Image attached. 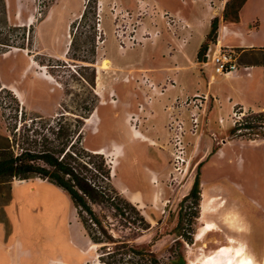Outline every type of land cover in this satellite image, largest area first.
<instances>
[{"label":"rangeland","instance_id":"1","mask_svg":"<svg viewBox=\"0 0 264 264\" xmlns=\"http://www.w3.org/2000/svg\"><path fill=\"white\" fill-rule=\"evenodd\" d=\"M212 1L214 7L220 8L221 0ZM186 2L0 0V145L10 143L17 153L21 152L22 136L38 116L34 122L39 136H50L56 147L65 138L58 140L53 129L62 125L71 140L80 134L76 150L86 147L105 154L112 162L113 187L141 210L150 226L146 229L145 224L136 222L139 217L130 209L121 214L111 204L95 205L114 239H126L131 247L145 249L144 254H134L128 248L119 247L117 241L112 243L105 238L116 255L109 259L124 258L120 264H178L182 259L184 264H190L201 256L203 249L210 252L228 244V236L241 240L239 235L244 222L241 204L249 205L252 200H258L264 207L263 145H246L242 149L237 145L229 149L228 154L242 152L245 157L242 165L237 160L229 164L219 162L210 169L211 152L220 142L216 141L213 128V102L202 128L200 118L198 131L195 134L191 131L188 109L192 106L184 103L188 96L178 85L177 77L183 82L187 80V90L198 87L197 83L188 79L189 76L194 78L191 71L186 70L176 77L175 71L168 68L185 63L184 51L202 62L203 57L194 56L201 36L185 27L189 26L187 22L201 17L203 9L194 0ZM31 26L33 30L29 31ZM218 38L220 48H235L242 64L264 65V0H247L237 19H228L221 26L216 40ZM205 42L213 41H208L206 36ZM242 47L258 49L244 51ZM30 61L34 69L24 73L23 68L30 69ZM243 69L244 65H240V71ZM213 70L217 74L214 89L231 92L232 88L240 87L225 74H218L215 66ZM38 74L45 76H35ZM243 74L247 76L246 72ZM262 78L246 77L249 80L240 87L243 90L234 89L230 93L233 100L264 104ZM172 80L176 81L174 87L170 85ZM12 83L20 87L4 86ZM60 85L56 103L52 104L54 90ZM199 88L206 89V81ZM23 89L27 90L26 104H22L26 97ZM222 102L216 117L217 121L225 122L224 135L220 137L234 138L231 130L251 111L247 110L246 116L237 119L225 95ZM252 113L264 115V111ZM88 115L90 117L86 118ZM178 118L188 120L187 133L191 136L188 141L185 139L190 158L188 173L176 182L172 179L169 141L173 132L169 125ZM255 138L264 139V136L260 134ZM40 148L41 143L37 149ZM226 175L239 184L238 200L234 197L238 203L229 200L232 196L225 190V185L230 183ZM20 181L14 180L0 191V205L7 206L5 209L11 215L16 214L0 232V251L4 248L21 254L24 248L25 254H29L35 248L41 251L51 245V256L68 264L90 259L93 253L100 252L99 245L92 246L88 242V235L66 191L39 177L25 179V183ZM214 181L223 188L222 193L214 188L215 207L221 208L222 198L228 202L222 214L210 216L217 222L218 231L197 240L196 235L203 225L202 195L211 190L209 184ZM196 182L201 194L198 214L188 216L187 196ZM31 186L35 187L34 191ZM20 211L21 217L24 215L22 220ZM262 213L264 222V211ZM244 219L252 222L250 218ZM182 233L191 235L193 242ZM259 237L261 243L256 256L262 264L264 226ZM155 256L159 259L157 263L153 260Z\"/></svg>","mask_w":264,"mask_h":264},{"label":"trees","instance_id":"2","mask_svg":"<svg viewBox=\"0 0 264 264\" xmlns=\"http://www.w3.org/2000/svg\"><path fill=\"white\" fill-rule=\"evenodd\" d=\"M246 1L229 0L227 2L222 15L216 16L212 20L210 31L207 34L208 41L216 43L218 40H216V36L221 22L228 19H237L239 10ZM30 30H33L32 26ZM208 45V42L202 44L198 53L199 58L203 57ZM9 46L11 47V45ZM90 115L86 116V118L90 117ZM37 117L33 118L32 122L34 124H30L26 128L27 133L24 132L22 136V146L19 144L21 152L17 153L10 143L0 145V188L11 184L14 180H25L31 177L47 180L61 187L70 195L88 235L95 244L100 246V262L120 264L124 259L122 257L113 260L109 259L110 257L115 258L116 255H113L112 247L110 245L107 246L105 238L112 243L117 241L119 247L128 248L134 254H144V248L131 247L126 239H114L109 234L104 219L95 210V205L102 203L111 204L121 214H125L126 210L130 209L139 217V219H135L136 222L145 224L146 229L150 227L141 210L113 187L112 162L110 159L102 152L91 151L86 147L76 150V142L80 140V134L71 140L69 133L64 131L65 129L62 125L55 126L53 129V134L58 140L62 137L65 138L59 143L57 148L53 145L54 139L50 136H39L40 133L34 122ZM262 129H264L263 113L250 112L243 122H239L231 130V136L247 138H255L256 135L260 134L264 136ZM25 143L27 147L23 146ZM40 143L42 144V149L38 150V144ZM200 195L199 182H196L194 189L187 196V200L190 201L188 216H196L198 214L197 206L200 202ZM177 228H180V224ZM190 228L192 229V227ZM186 236L188 241L192 243L193 238L191 235L186 234ZM157 259L155 256L153 259L154 263L159 261ZM178 264H184V260L182 259Z\"/></svg>","mask_w":264,"mask_h":264},{"label":"crops","instance_id":"3","mask_svg":"<svg viewBox=\"0 0 264 264\" xmlns=\"http://www.w3.org/2000/svg\"><path fill=\"white\" fill-rule=\"evenodd\" d=\"M194 1L196 2L197 5H199L203 9V12L201 14V17L198 16V18L193 19L191 21L192 23L187 22V24L189 26H187V28L185 27V29L186 30L188 28L192 29L191 32H196L197 34H199L201 36V39L199 38L200 42H199V45L197 46V51H195V54H194V56H197L202 44L204 43V41L206 39L207 34L210 31L213 18H215L216 16H219V15L220 16L222 15V13L225 10L226 4L229 0L227 2H226V0H221L220 8L214 7L213 6L214 2L212 0H194ZM197 2H199V3H197ZM186 3H187L186 0H183V4H186ZM225 21L226 20H223L221 22L220 27H219V31H220L221 26L225 23ZM218 40L220 41L219 38H218ZM217 48L219 50L220 46H218ZM256 49H258V48L242 47V50H244V51L256 50ZM184 57L187 60V61L183 60V62H185V63L174 64L173 66H169L168 68L173 69L175 71L176 77H177V74L179 75L181 72H184L186 70L191 71V74L194 76V78H191L189 76L188 79L192 80V81H196L197 86H198L194 89H188L187 90L186 83H185L187 80L185 79V81L183 82L182 80H180L179 77H177L178 85H181L183 87V89L185 90L183 92H185L186 96H191V95H194L196 93H199V94L205 95L207 97V99L204 101L203 108L199 110L200 115H201V112H202V114L204 113V115H201V117H200L201 118V128H202V121H204L205 117L207 116L206 112H207L209 106L211 105V103L213 102V104H212V116L214 119L213 124L215 125V127L213 126V128L217 132V133L215 132L216 141L220 140V142L218 143L216 150L211 152V156H210V160H209L210 161V169L216 167L217 164H219V162L229 164V163H234L237 160L242 165L243 162H245L244 154L242 152H233V151H231L232 154H228L229 149L232 150V148H234L237 145H239L240 149H242L246 145H248V146H257V145L261 146V145H263V147H264V139L263 138H247V137L229 138V136L220 137L221 135H224L222 126L225 122L222 119H220V121H217L216 117H217V114L220 113V110L222 109L223 95L226 96V99L230 103L231 111L234 110L233 107H235V106H242L243 108H245L246 110H250L251 112H262V111H264V104H252V103L248 102L247 100H235L234 101L233 96L230 94V93H232V91L234 89L235 90H237V89L243 90V89H240V87L243 84L247 83V81L249 80V79H245L246 77H250L251 80H255V79L258 80L261 77L264 78V65L258 64V63H256V64H242L240 62L241 65H244L243 70L240 71V68H239L234 73L225 74L226 78H228L230 80H235L240 85V87H237L234 89L232 88L231 92H228V91H226L227 89H214L213 85L215 84L214 82L216 81L217 74L214 73V70H213L214 64L212 62H208V63H203L200 61L197 62L196 60H194L192 58L193 56H189L185 51H184ZM239 57H240V55H239ZM28 63H29L30 69L28 70L27 68H25V69L23 68L24 73H29V72H31L32 69H34L33 63L31 61ZM201 68H203V69L201 70ZM197 70H199V71L201 70V71L199 72ZM13 71H14V67H13ZM243 72H246L247 76L245 74H243ZM35 76L44 78L45 75L38 74ZM205 81H206V89L199 88V86H201L202 83ZM6 85L8 88H10L11 86L20 87L19 84H14V83L4 84V86H6ZM60 87H61V85L56 86V88L54 90V97L51 100L52 104L56 103V99H57V97L60 93V90H61ZM23 90L26 93V97L24 98V100L23 99H21V100H23L22 104H26V101H28L27 90L26 89H23ZM182 109H184V108H182ZM185 109H187V108H185ZM191 111H192V109L189 107L188 112L191 113ZM189 118H190V116H189ZM185 122H186L187 127L190 128V126L188 124V120H185ZM190 136L191 135L189 133H187L185 139L188 141ZM168 141H169V139H168ZM198 144L200 146V143H198V139H197V145ZM236 170H238V168H236ZM227 178L230 180V183H227L225 185L226 186L225 190L227 191V193H229V195L232 196L231 198L229 197V200H231L232 202H234V201L237 202V200H238L237 194L239 193V190L241 191L240 187L237 186L239 184L236 182V180H234V178L228 177V176H227ZM215 179L216 178H213V180H215ZM209 185H210L211 190L208 189L207 191H210L211 196L214 192V188L216 190L219 189L222 193V190H223L222 186L218 185V183H215V181L213 183L210 182ZM218 186L221 188H219ZM2 188H0V191H2ZM30 189L32 191H34L35 187L31 186ZM61 190H64V189L61 188ZM244 195L246 196L247 194H245V192H244ZM227 202H228V200H227ZM250 204H253V205L249 206ZM250 204L247 205V203L246 204L243 203L240 206L241 209H243V211L241 210V213H242L244 222L241 225V231H240V235H239V237H241V240L240 241L238 240V243L243 242V243L249 244L250 250L253 253H256V255H257L258 251H259V245L261 243V239L259 237V234H260V231L262 230V228L264 226V224H263L264 222H263V218H262L263 217L262 211H264V207L261 206V202H259L258 200H255V201L252 200V203H250ZM255 205L257 206V208ZM247 206L250 208H248ZM5 207H7V206L0 205V232H3L7 228V224H9L12 220H14L16 218L15 212L13 215H11L10 212L5 209ZM234 209H236V206ZM236 211H238V210H236ZM20 213H21V211L18 214H20ZM22 217L24 218V215H22ZM22 217L20 214L19 218L21 220H22ZM246 217L248 219L249 218L252 219V222L245 221L244 218H246ZM78 220L82 224V229H84L86 235H88L87 230L85 229V227H84L83 223L81 222L79 216H78ZM19 223H23V222L19 220ZM23 224H25V222ZM88 242L91 243L92 246H93V244H95L91 240L89 235H88ZM50 247L53 248V246H51V245H50ZM50 247L42 248L41 251H39L40 249L35 248L31 252H29V254H25L26 252L24 251V248H22L21 254L11 253L8 250H5L3 248L0 251V264H68V263L62 262V261L58 262V259L53 258L51 256V248ZM94 261H97V262L100 261L99 260V252L97 254L93 253L91 255L90 259H87L84 261H77L76 260L74 263L72 262L70 264H92Z\"/></svg>","mask_w":264,"mask_h":264},{"label":"built area","instance_id":"4","mask_svg":"<svg viewBox=\"0 0 264 264\" xmlns=\"http://www.w3.org/2000/svg\"><path fill=\"white\" fill-rule=\"evenodd\" d=\"M168 18V14H166ZM219 40L216 43L209 44L202 58L203 63L212 62L215 66V71L222 74H231L240 68L239 53L234 48H220L218 50ZM170 85L174 87L176 81L172 80ZM207 99L205 95L196 93L184 99L187 106H192L190 113V120L192 122L191 131L195 134L199 128L200 114L199 110L203 107L204 101ZM247 110L241 107H235L233 110V117L241 119L246 116ZM244 120V119H243ZM242 122V121H240ZM173 135L170 137L171 158H172V179L180 181L188 173L190 158L186 144L187 125L185 120L178 118L169 125Z\"/></svg>","mask_w":264,"mask_h":264},{"label":"bare ground","instance_id":"5","mask_svg":"<svg viewBox=\"0 0 264 264\" xmlns=\"http://www.w3.org/2000/svg\"><path fill=\"white\" fill-rule=\"evenodd\" d=\"M89 120L90 119H88V121ZM20 182L25 183L24 180ZM202 198L201 219L203 225L196 235L197 240H203L208 233L218 231L219 226L217 222L211 220L210 216L214 214L217 215V213L222 214V210L227 204V200L222 198L220 203L221 208H216L214 202L216 198L211 196L210 191H205ZM227 240L228 244H222L215 249H212L210 252L203 249L200 254L201 256L192 260L190 264H260L256 253H253L250 250L249 244L243 242L238 243V240L233 236H228ZM262 264H264V259Z\"/></svg>","mask_w":264,"mask_h":264}]
</instances>
